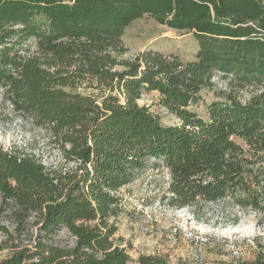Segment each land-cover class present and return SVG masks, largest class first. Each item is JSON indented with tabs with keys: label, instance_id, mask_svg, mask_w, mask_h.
I'll list each match as a JSON object with an SVG mask.
<instances>
[{
	"label": "trees",
	"instance_id": "1",
	"mask_svg": "<svg viewBox=\"0 0 264 264\" xmlns=\"http://www.w3.org/2000/svg\"><path fill=\"white\" fill-rule=\"evenodd\" d=\"M145 15L192 33L194 58H123L126 28ZM219 73L229 88L202 116L190 107ZM0 88L70 166L0 145V212L10 209L18 232L31 217L35 228L30 243L15 242L0 222L12 242L0 264H168L132 261L112 221L119 190L151 168L168 171L172 207L195 216L231 201L264 217V167L254 168L264 158H246L264 153V0H0ZM149 92L178 124L139 104Z\"/></svg>",
	"mask_w": 264,
	"mask_h": 264
},
{
	"label": "rangeland",
	"instance_id": "2",
	"mask_svg": "<svg viewBox=\"0 0 264 264\" xmlns=\"http://www.w3.org/2000/svg\"><path fill=\"white\" fill-rule=\"evenodd\" d=\"M123 42L127 48L123 55L125 59L152 49L190 60L198 48L192 33L169 28L149 15L136 19L126 28ZM214 80V88L203 90L199 104L190 107L205 117L207 106L219 99L220 91L229 88L228 79L220 74ZM79 89L85 90V87ZM250 91H242L239 94L241 100H247ZM138 102L148 107L164 125L179 123L176 115L160 105L158 92L145 93ZM235 139L247 150L242 139ZM0 145L8 152L32 154L48 168L70 167L64 163L59 151L49 144L43 131L13 111L2 88ZM246 158H264V153H247ZM262 166L264 160L256 163L254 168L259 170ZM169 184L166 168H151L118 192L120 212L112 221L118 228L116 237L121 238L132 261L145 254L161 255L168 264H252L260 254L264 256V217L258 212L222 201L200 204L193 216L189 207L175 208L169 204ZM8 210L0 212V222L10 228L15 242L30 243L35 229L34 218L27 221L30 231L21 233L16 229L18 222ZM11 243L8 236L0 233V260L10 253Z\"/></svg>",
	"mask_w": 264,
	"mask_h": 264
},
{
	"label": "built area",
	"instance_id": "3",
	"mask_svg": "<svg viewBox=\"0 0 264 264\" xmlns=\"http://www.w3.org/2000/svg\"><path fill=\"white\" fill-rule=\"evenodd\" d=\"M222 76V73H219Z\"/></svg>",
	"mask_w": 264,
	"mask_h": 264
}]
</instances>
